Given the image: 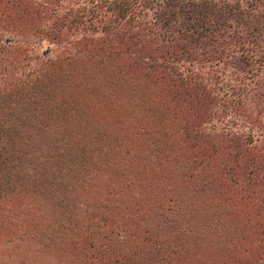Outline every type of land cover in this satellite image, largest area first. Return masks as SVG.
<instances>
[{
  "label": "trees",
  "instance_id": "obj_1",
  "mask_svg": "<svg viewBox=\"0 0 264 264\" xmlns=\"http://www.w3.org/2000/svg\"><path fill=\"white\" fill-rule=\"evenodd\" d=\"M41 1L47 6L0 3L21 6L23 19L34 15L43 24L36 33L57 50L73 49L72 60L101 83V100L123 118L140 120L136 131L144 135L136 133L128 148L121 132H105L103 144V134H88L76 109L61 121L42 114L43 124L32 123L40 134H19L21 125L30 129L29 114L21 120L34 84L16 67L5 74L0 233L25 214L23 227L42 257L24 255L23 264H201L209 254L220 260L207 264H248L235 254L242 243L257 244L253 260L264 264V194L256 195L264 193V134L252 137L261 125L253 112L264 115V0H72L65 7ZM14 46L0 45V53H19ZM158 93L165 96L161 119L153 112ZM41 104L52 109V102ZM58 107L69 110L62 102ZM143 110L157 118L151 132ZM111 136L116 158L104 153ZM132 151L143 152L148 163L152 158L153 166L135 172ZM121 156L130 167L114 183ZM60 157L73 165L58 169ZM102 166L109 178L100 174ZM17 182L27 184V194H15ZM243 204L251 209L248 225L229 229ZM237 227L243 230L235 235Z\"/></svg>",
  "mask_w": 264,
  "mask_h": 264
},
{
  "label": "rangeland",
  "instance_id": "obj_2",
  "mask_svg": "<svg viewBox=\"0 0 264 264\" xmlns=\"http://www.w3.org/2000/svg\"><path fill=\"white\" fill-rule=\"evenodd\" d=\"M32 2V0H30ZM72 0H59V4L61 6L68 5ZM82 1V0H81ZM199 1V0H195ZM34 6H27V8H36L41 6H47L45 2L39 0H33ZM53 7V6H52ZM23 10L21 6L17 4L12 5H6L0 3V45L3 46H14L16 50H18L19 53L17 54H9L8 52L1 51L0 53V87L1 85L6 82L5 80V74L7 72L12 73L13 68H18V76H27L28 73H30V81H33L30 83V85L34 84L32 86L33 92H31L29 95H34V99H30L31 104L27 107L26 116L24 120H21V122H24L27 114H29V122H30V129L25 130L22 125L17 127L16 130L19 131V134L22 135L28 134L32 135V133L37 132L38 134L41 133V131H38L37 128L32 127V123H35L39 125V123L43 124V116L49 120L51 117V114L57 116L59 120L61 119H69L71 116V112H73V109H76L79 111V114H84L82 117H80L79 122L84 126V128L87 130L88 134H103L104 140L103 144H106V134L105 132H108L110 134H116V132H121L123 134V143L128 148L130 147L129 144H131L133 141L137 140L139 136L136 137V133L138 135L143 134L142 132L136 131L135 125H140V120H132V118L127 114L126 117L123 118L122 111L118 110L116 107H114L112 104H108L106 102H103L101 100V83H97L95 79L92 78L91 72L89 71V68L87 66H82L81 62L79 61H73L74 56V50L71 48H67L65 52L61 48L58 50L55 46H53L52 43L44 41L40 38V35L36 32L43 30V24L37 23V20L35 19L34 15H26L27 19H23L20 16V11ZM19 41L20 45L22 46L19 48ZM20 50V51H19ZM23 51V52H21ZM70 57V58H69ZM55 60H58L54 66H48L50 63ZM56 62V61H55ZM54 62V63H55ZM41 69V70H40ZM24 71V72H22ZM43 74V76H39L34 81V76L38 74V72ZM22 72V73H19ZM205 72H202V77H206L204 75ZM226 76L230 77V72L226 71ZM3 78V80H1ZM26 79V78H25ZM24 80V79H22ZM87 85L86 88H75L74 85L76 83ZM29 85V84H28ZM100 87V88H99ZM41 98V101L39 102L38 99ZM153 98L156 99V101L159 103L158 106H155L154 113L156 116L159 115L158 110L160 112L159 119H161V114L164 112L163 104L162 102L165 101V96L163 93H158L157 95H153ZM159 99L161 103L159 102ZM52 102V109L48 110V108H44L42 106V102ZM62 102L64 107H68L69 110L63 111L62 113L58 112V109H61L58 107L59 103ZM108 102V101H107ZM252 100L249 98H245L244 103L245 104H251ZM31 110V111H30ZM19 113H22L20 109L18 108ZM2 112L0 110V116H2ZM51 113V114H50ZM5 112L3 113V115ZM78 114V115H79ZM143 115H146L147 118L150 117V114L145 112L143 110ZM119 117L122 119V123L119 124L118 120ZM252 117L254 119L259 118L261 125L258 129H254L252 133V137L255 138V135L264 134V115L261 114L258 116V110H255L252 114ZM38 118V119H37ZM14 119V118H12ZM224 119V118H223ZM225 120L227 118L225 117ZM157 121L156 117H150L147 124V129L149 132L152 131L153 128H155V122ZM213 121V120H212ZM210 121V122H212ZM20 122V123H21ZM139 123V124H137ZM158 123V122H157ZM167 123L165 122L164 126ZM149 126V127H148ZM163 126V127H164ZM213 127V126H212ZM152 135L151 133H147ZM114 140V137L111 136L109 144H111ZM45 144V143H44ZM43 144V145H44ZM108 144V145H109ZM108 147L107 152L104 153H111L110 158H116L119 155L117 152L115 153L113 150H116L114 145L112 147ZM142 151L143 146L140 148ZM13 149L9 150L12 154ZM136 156H134L135 161L137 163V166L134 168L135 172L142 169L143 165L150 164L152 165V158L149 159V163L146 162L145 158L140 156V153L143 152H135L132 151ZM138 154V155H137ZM147 156V154L145 153ZM17 157V155H15ZM67 157H60L56 160L55 165H58V169H61L59 166L62 164H70L73 165L71 162L67 160ZM122 162H119V164L122 166L123 169H120V176L119 181L120 182L121 175L125 172L128 167H130L127 163V158L121 156ZM103 163L105 161H102ZM24 163V160L22 159L21 164ZM23 167H21L22 169ZM132 168V167H131ZM105 167H100V173L104 176L106 175V172L104 171ZM19 180L22 177L19 172L14 175V178ZM116 178V176H114ZM59 183V182H58ZM27 184L19 185V182H17V186L15 188V194L19 195V192L21 194H27ZM65 192V191H63ZM264 193L263 192H256V195L261 197ZM230 198L232 200H235L234 202H237V195L233 190H229ZM235 210V209H234ZM251 209L246 206V204L241 205V213L238 214L237 219H233L231 223L229 222V229L235 228L238 223V227L241 225H248L247 221L249 219V216L251 215ZM25 216L19 215V221L15 222L14 224H10V228L8 231H4L0 233V264H23L24 255L30 256L33 258H41L42 253H39V249L36 250V242L33 239V233L30 231V229H24L23 227V221L21 217ZM33 217V216H31ZM235 235L239 234L241 231H238ZM253 231V230H252ZM246 233L240 234L241 239L245 236ZM235 241L237 244L240 242ZM239 245V244H238ZM237 258H242L243 261L248 262V264H252V262H256L253 260L254 258L257 259L259 256V250L258 246L256 244H245L242 243L240 246H237L236 253ZM211 258V260H214L216 263H218L220 260L219 256L209 254L206 259L201 261V264H207L208 259ZM215 263V264H216ZM257 264V262H256Z\"/></svg>",
  "mask_w": 264,
  "mask_h": 264
}]
</instances>
